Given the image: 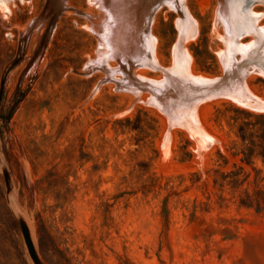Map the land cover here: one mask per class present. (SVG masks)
Here are the masks:
<instances>
[{"label": "rangeland", "instance_id": "1", "mask_svg": "<svg viewBox=\"0 0 264 264\" xmlns=\"http://www.w3.org/2000/svg\"><path fill=\"white\" fill-rule=\"evenodd\" d=\"M45 1L0 0V264H264V0H131L113 54L59 0L35 55Z\"/></svg>", "mask_w": 264, "mask_h": 264}, {"label": "bare ground", "instance_id": "2", "mask_svg": "<svg viewBox=\"0 0 264 264\" xmlns=\"http://www.w3.org/2000/svg\"><path fill=\"white\" fill-rule=\"evenodd\" d=\"M96 1H97L98 5L102 8H104L106 10L107 14L110 16L111 25L107 30L108 33L104 34V36L106 37L107 43H108L109 50L111 51V53L112 52L113 53H120L122 46H125L126 43L130 40L129 39L130 38L129 32L132 30V33H133V28L130 29V27H131L130 26L131 25L130 19L132 18V13H133L132 6L130 4L131 0H96ZM127 47H128V45H127ZM103 48L106 49V46ZM225 53H226V51H225ZM112 54L109 53V55H112ZM115 56H116V54H115Z\"/></svg>", "mask_w": 264, "mask_h": 264}, {"label": "water", "instance_id": "3", "mask_svg": "<svg viewBox=\"0 0 264 264\" xmlns=\"http://www.w3.org/2000/svg\"><path fill=\"white\" fill-rule=\"evenodd\" d=\"M154 8H155V3H151L149 6V10L147 12V16H146L147 18L151 17ZM60 10H61V3L59 0H46L45 1V5L37 21L47 19V26H46L44 33L42 34L40 38L39 45L35 52V55L43 51L47 37L51 30V27L53 26V23L55 22ZM6 183L8 184L7 174H6ZM20 227H21V231H22L30 257L33 259L35 263H39V259H38V256H37V253H36V250H35V247H34V244L31 239V235H30V232H29V229L26 223L24 221H20Z\"/></svg>", "mask_w": 264, "mask_h": 264}, {"label": "trees", "instance_id": "4", "mask_svg": "<svg viewBox=\"0 0 264 264\" xmlns=\"http://www.w3.org/2000/svg\"><path fill=\"white\" fill-rule=\"evenodd\" d=\"M10 116H8V118H9Z\"/></svg>", "mask_w": 264, "mask_h": 264}]
</instances>
